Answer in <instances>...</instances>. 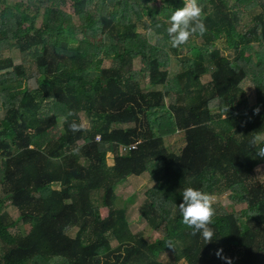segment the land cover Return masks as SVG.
<instances>
[{"label":"trees","instance_id":"obj_1","mask_svg":"<svg viewBox=\"0 0 264 264\" xmlns=\"http://www.w3.org/2000/svg\"><path fill=\"white\" fill-rule=\"evenodd\" d=\"M199 3L207 31L187 42L191 55H175L182 70L171 79L170 56L148 54L138 24L151 16L156 30L147 31L159 35L183 0H0V53L10 54L0 55V264H264V183L255 177L264 165V0ZM252 3L259 11L244 28ZM177 133L179 154L166 141ZM149 171L147 231L134 233L117 190ZM187 187L230 201L216 210L211 240L182 222L176 205Z\"/></svg>","mask_w":264,"mask_h":264},{"label":"rangeland","instance_id":"obj_2","mask_svg":"<svg viewBox=\"0 0 264 264\" xmlns=\"http://www.w3.org/2000/svg\"><path fill=\"white\" fill-rule=\"evenodd\" d=\"M247 5L248 4H244V7L247 9ZM153 9L152 12H154V5L150 6V9ZM112 10V8H110ZM64 10L67 13L72 14L73 16V10H72V6L71 4L67 5ZM259 11V8L257 7L256 3H252L249 6V11L246 12L245 16H243V18L241 19V24L244 28L245 26L250 22L251 17ZM169 14V13H168ZM136 18V16L134 17ZM159 18H156L157 21H159ZM73 19L76 23V25L79 27V25L81 24V21L79 20V18H77V16H73ZM87 22V21H85ZM42 23V14L39 16L38 20H37V26L39 27ZM147 23L149 25L153 26V20L151 19V16L145 15L142 22L138 24V32L140 33L141 36V41L145 39L144 44L145 48H146V52L148 54H152V52H155L156 55H160L162 57H165L166 55H169L170 58L168 60V62H166V66H165V70H168L171 72L172 78H175V74H178L179 72H181L182 70V66L181 64H179V62L177 61V58L180 56L182 58L187 57L188 55H191L190 53V43H186L184 46H180V47H173L170 43V39L167 36L166 33V29L162 28V26H159L158 24L156 25L157 28H161L160 30V34L159 35H155L152 30L151 31H147ZM153 28L156 30V28L153 26ZM224 41H219L217 42L215 48H218L221 53L223 55H227L228 57H233L232 55V51L231 50H226L223 44ZM193 44H197L200 45L201 41L200 40H192ZM177 49L178 53H175L174 50ZM3 50V49H2ZM179 56H175L178 55ZM0 55H10L8 51L3 50L2 53H0ZM12 56H14L16 58V60L18 59V62L21 63L23 61H25L27 63V65L29 64V62L31 61V57H28L26 55H21L20 52L16 49H14V51L11 53ZM105 55V54H102ZM113 65V60L111 58H104L103 60V64L102 66L104 68H109ZM143 68V64L142 61L140 59V57H138L137 59L134 60V70L135 71H141V69ZM202 80L204 83H208L211 80L210 75H206L202 77ZM140 82L141 85L145 88V89H149V80L148 77L141 75L140 76ZM244 90L246 91L247 97L249 99L250 104L254 103V93H253V88L251 85V81L249 79H247L245 81V83L242 85ZM52 105V107H51ZM214 105H218L217 102ZM46 112L47 113H53L55 112V106L53 104H48V107L46 108ZM217 110L214 109V113H216ZM82 120H83V125L85 127H89L90 122L87 119L86 115H82ZM63 119H60L59 121V128L58 130H62V126H63ZM124 127V126H123ZM258 139H262V137H258ZM168 146H170V149L172 151H174L175 153H180L182 151V149L185 147V138H184V134L183 133H177L175 135L170 136L169 138L166 139ZM107 162L108 165H113V155L111 153H109L107 155ZM259 168L264 169V165L259 166ZM257 169V168H256ZM255 177L259 182L264 183V176H258V173L255 170ZM155 174L151 171L145 173L142 176H133L130 177L123 185L118 187V195L119 198L117 200V205L119 208L122 207H127L128 209V216H129V222H130V226L131 229L134 233L142 231V230H146V222L142 219L141 215H140V208L143 204V202L145 201V193L152 188L155 185ZM227 202L229 203V199L224 198V197H216V201L214 204V207L216 208V210H221V208H223L225 205H227ZM5 211L7 212V214L10 215L11 218L13 219H17V211L13 208L10 207L9 205L6 204V208ZM27 230V229H26ZM25 230V231H26ZM147 231V230H146ZM71 236H75V231H71L70 232ZM148 235L150 236V238L152 239H157L159 238V234L158 233H154L152 231H148ZM168 256L163 257V260H167ZM236 258V257H235ZM234 258V259H235ZM233 259V260H234ZM179 264H187L184 261H181Z\"/></svg>","mask_w":264,"mask_h":264},{"label":"clouds","instance_id":"obj_3","mask_svg":"<svg viewBox=\"0 0 264 264\" xmlns=\"http://www.w3.org/2000/svg\"><path fill=\"white\" fill-rule=\"evenodd\" d=\"M167 36L173 47L185 45L196 35L202 36L206 31L203 20V9L199 0H183V7L177 8L169 17ZM71 115V113H70ZM70 129L75 133L81 130V125L73 122ZM256 157L264 159V147H259ZM258 176H264V169L257 168ZM182 202L177 206L182 222L193 230L192 234H200L205 240H211L214 230L211 227L216 215L214 207L216 196L212 193L187 187L182 191Z\"/></svg>","mask_w":264,"mask_h":264}]
</instances>
